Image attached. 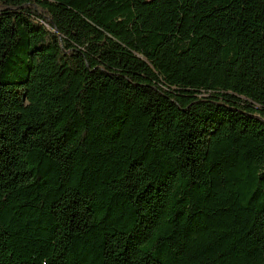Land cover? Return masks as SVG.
Instances as JSON below:
<instances>
[{
    "label": "trees",
    "instance_id": "trees-1",
    "mask_svg": "<svg viewBox=\"0 0 264 264\" xmlns=\"http://www.w3.org/2000/svg\"><path fill=\"white\" fill-rule=\"evenodd\" d=\"M0 264H264V0H0Z\"/></svg>",
    "mask_w": 264,
    "mask_h": 264
}]
</instances>
